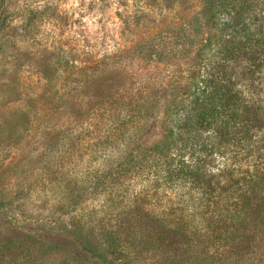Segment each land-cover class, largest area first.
<instances>
[{
    "label": "trees",
    "instance_id": "obj_1",
    "mask_svg": "<svg viewBox=\"0 0 264 264\" xmlns=\"http://www.w3.org/2000/svg\"><path fill=\"white\" fill-rule=\"evenodd\" d=\"M149 1L173 9L180 0ZM1 4L0 33L20 13L21 41H36V27L54 12L44 6L12 14ZM146 14L140 8L136 18ZM188 25L151 38L162 62L176 63L162 86L129 77L137 74L117 63L102 66L91 52L83 61L50 39V52L38 45L33 65L44 90H62L59 116L86 126L56 132L62 154L82 158L90 147V159L103 157L89 182L95 190L138 186L117 202L122 209L146 212L157 202V230L138 243L116 231L104 233L102 247L83 238L94 264H147L138 252L160 264L183 256L190 264H264V0H203ZM131 49L117 46L103 60Z\"/></svg>",
    "mask_w": 264,
    "mask_h": 264
},
{
    "label": "rangeland",
    "instance_id": "obj_2",
    "mask_svg": "<svg viewBox=\"0 0 264 264\" xmlns=\"http://www.w3.org/2000/svg\"><path fill=\"white\" fill-rule=\"evenodd\" d=\"M1 3L2 0L0 6ZM5 3L12 14L44 6L54 12L34 28L36 41L20 40V29L16 28L22 21L20 13L11 20V28L0 33V264H94V258L81 246L83 238L102 247L104 233L116 231L122 241L131 237L133 243H138L140 236L157 230L152 218L157 202L153 198L147 203L148 212L137 211L134 206L122 209L117 202L130 193L135 195L138 186L133 191L124 186L95 190L89 182L93 183L95 172L103 170V157L90 159L88 146L87 156L82 158L75 151L62 154L56 132L72 127L74 134L86 126L66 125L59 116L57 103L62 90L53 94L44 90L43 80L33 65L38 60V45L50 52V39L63 45L68 56L83 61L85 53L91 52L102 66L105 62L113 68V63H117L125 66L128 74H137L129 77L162 86L176 63L162 62L151 38L171 27L189 26L201 12L203 0H180L173 9L157 7L149 0L144 5L141 0ZM140 8L147 13L145 18H136ZM117 46L133 49L129 53L126 50L120 60L112 61L110 55L103 60ZM116 82L119 83L117 78ZM80 217L84 222L76 225ZM178 258L179 263L175 264H190L187 256ZM137 261L162 262L141 252L137 253Z\"/></svg>",
    "mask_w": 264,
    "mask_h": 264
}]
</instances>
